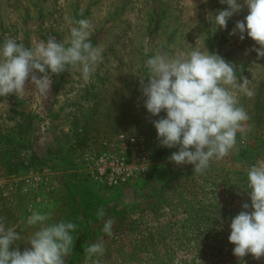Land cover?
<instances>
[{
    "label": "rangeland",
    "instance_id": "1",
    "mask_svg": "<svg viewBox=\"0 0 264 264\" xmlns=\"http://www.w3.org/2000/svg\"><path fill=\"white\" fill-rule=\"evenodd\" d=\"M225 8L219 0H0V45L9 36L28 47L49 37L63 41L75 26L67 16L88 19L91 43L103 49V61L88 80L73 67L51 76L48 95L29 80L22 97H0V217L20 233L21 251L30 247L22 229L32 209L77 224L65 264H85L84 249L100 241L106 249L102 264H264V257H236L228 240L242 205L252 211L248 169L264 160V57H257L253 49L259 45L247 33L243 40L238 32L230 35L247 8L226 29L211 22L209 14ZM193 47L236 65L237 76L247 77L254 92L251 98L239 94L249 119L234 148L203 174L169 160L178 147H162L152 123L166 113L147 112L140 83H147L145 61L157 51L171 56ZM49 146L61 150L55 161L43 155ZM109 147L125 148L137 167L129 183L114 188L89 180L78 164L84 151ZM68 157L78 178L71 185L54 196L45 187L26 188L25 175L40 171L51 179L50 167ZM37 195L46 198L42 207ZM100 208L102 220L96 216ZM108 218L114 220L111 236L102 231Z\"/></svg>",
    "mask_w": 264,
    "mask_h": 264
},
{
    "label": "clouds",
    "instance_id": "2",
    "mask_svg": "<svg viewBox=\"0 0 264 264\" xmlns=\"http://www.w3.org/2000/svg\"><path fill=\"white\" fill-rule=\"evenodd\" d=\"M227 5L213 17L221 29L227 28L234 14L247 8L248 14L238 20L230 35L240 34L239 39L251 38L259 47L253 50L257 57H264V0H219ZM82 15V14H81ZM209 18V17H208ZM70 35L63 41L49 37L28 47L16 38L6 37L0 45V97L26 92L29 80L42 95H48L52 75H60L70 68H79L85 80L91 78L103 61V49L91 43V24L88 19L73 20L65 17ZM151 48H145L147 55ZM148 69L147 83L140 79L144 107L152 116L161 112L166 117L152 123L162 147L176 148L169 160L176 165H193L194 174H203L214 159L229 154L236 144V135L242 132L243 122L249 119L240 105L239 94L251 98L254 92L248 87L249 79L237 76V66L218 54L193 47L188 53L169 55L157 51L145 61ZM40 74V75H38ZM248 195L251 201L230 223L228 240L235 245L233 254L243 258L251 254L255 259L264 257V160L257 161L247 172ZM27 226L36 230L21 251V240L15 226H6L0 217V264H65L74 247L73 222H51V212L30 209ZM106 215L97 210V219ZM114 220L103 221L102 231L111 236ZM103 241L89 244L84 249L85 264H102L105 254Z\"/></svg>",
    "mask_w": 264,
    "mask_h": 264
},
{
    "label": "built area",
    "instance_id": "3",
    "mask_svg": "<svg viewBox=\"0 0 264 264\" xmlns=\"http://www.w3.org/2000/svg\"><path fill=\"white\" fill-rule=\"evenodd\" d=\"M124 149L113 150L109 147L86 150L80 155L78 164L89 180L105 188L122 186L129 183L137 173V167L127 158ZM23 183L26 188L38 190L45 187L51 194L56 191L54 182L40 171L25 175ZM28 206L31 207V203Z\"/></svg>",
    "mask_w": 264,
    "mask_h": 264
},
{
    "label": "crops",
    "instance_id": "4",
    "mask_svg": "<svg viewBox=\"0 0 264 264\" xmlns=\"http://www.w3.org/2000/svg\"><path fill=\"white\" fill-rule=\"evenodd\" d=\"M60 153H61V151L57 154L48 155L46 153H43V155L49 156L50 158L53 157L51 159H52V161H55L54 157H56ZM68 159H69V157H68ZM75 166L76 165L73 163V161L71 159H69V162H68V160H65L64 162H62V164H60L58 166L53 165L50 167L49 172H50L51 180L54 182V184L56 186V190L62 186L63 187L69 186L73 183V181L78 179L76 176L77 171H76ZM55 194H58L57 191L54 192V195ZM37 198H38V200H40V203H38V207H42L43 205H45L46 198L44 199V197H42V195H37ZM48 200H51V203L47 204V206H49L51 208L53 206V204L56 203V200H54L53 198L48 199ZM54 217L55 216H52V220L49 221L50 223L56 222ZM26 220H27V217L24 218V222H23L24 224H23V229H22L23 243L25 245H26L28 238L36 230L35 227L27 226Z\"/></svg>",
    "mask_w": 264,
    "mask_h": 264
},
{
    "label": "trees",
    "instance_id": "5",
    "mask_svg": "<svg viewBox=\"0 0 264 264\" xmlns=\"http://www.w3.org/2000/svg\"><path fill=\"white\" fill-rule=\"evenodd\" d=\"M61 150L57 149L55 147L49 146V148L46 151V154L51 155V154H57L59 153Z\"/></svg>",
    "mask_w": 264,
    "mask_h": 264
}]
</instances>
